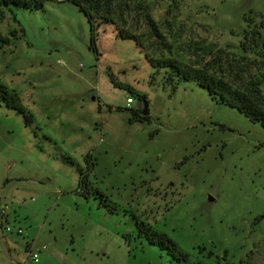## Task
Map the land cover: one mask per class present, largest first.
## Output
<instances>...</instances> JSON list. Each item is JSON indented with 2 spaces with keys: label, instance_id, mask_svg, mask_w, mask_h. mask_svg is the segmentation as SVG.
<instances>
[{
  "label": "rangeland",
  "instance_id": "374dc122",
  "mask_svg": "<svg viewBox=\"0 0 264 264\" xmlns=\"http://www.w3.org/2000/svg\"><path fill=\"white\" fill-rule=\"evenodd\" d=\"M143 1L155 28L147 14L127 25L144 50L112 26L93 50L88 19L70 3L17 9L0 24L11 39L0 81L35 116L27 127L0 100V264H178L140 238L142 222L191 262L264 264V128L195 82L172 91L147 60L202 67L221 49L240 59L246 18L264 19V0ZM140 97L150 121L130 123ZM87 155L114 211L81 194Z\"/></svg>",
  "mask_w": 264,
  "mask_h": 264
},
{
  "label": "trees",
  "instance_id": "16d2710c",
  "mask_svg": "<svg viewBox=\"0 0 264 264\" xmlns=\"http://www.w3.org/2000/svg\"><path fill=\"white\" fill-rule=\"evenodd\" d=\"M48 3L74 5L88 19L91 30L92 49L96 50V41L99 37V30L104 26H112L118 37L124 41H134L140 49L144 50L143 36L132 31L127 24L131 19L129 16L136 13L137 17L146 15L148 26L153 27L154 23L150 19V6L143 0H0V24L6 19L8 12L13 14L17 9H24L30 12L44 10ZM248 27L244 30V38L240 44L243 51L241 58L234 57L235 53H227L224 50L218 51V56L202 67L192 66L189 63L175 60L172 57H147L156 73L153 76L161 75L164 86H169L172 91L177 90L183 83L195 82L220 104L236 109L254 124H259L264 128V19L255 21L254 18H246ZM13 35V34H12ZM0 30V51L6 46H10L11 39ZM251 55L257 59L251 60ZM227 63L228 68L225 66ZM257 65L259 73L254 76L250 73L252 67ZM154 80V79H153ZM131 94L136 91L133 87H126ZM148 105L147 99L142 98ZM133 99V98H132ZM0 100L10 111L22 115L27 127H32L35 123L34 114L24 106L22 99L15 90L8 88V85L0 81ZM134 100V99H133ZM131 111L130 123H144L150 121V116H145L143 110L127 109ZM142 114L144 116H142ZM71 158V157H70ZM69 163L75 165L72 159L66 158ZM92 157L86 156L88 163L87 170L80 168L81 194L87 198L92 196L100 200V206L107 208L106 203L111 204L109 211H114L118 206L98 188L90 182V170H94L95 165H91ZM264 218V217H263ZM140 238H145L148 243L158 246L162 250H167L168 255L178 264H205L204 262L190 261L189 257L182 251L178 244L164 232H159L152 226L138 223ZM213 254L210 253L208 257Z\"/></svg>",
  "mask_w": 264,
  "mask_h": 264
},
{
  "label": "built area",
  "instance_id": "2783aa9c",
  "mask_svg": "<svg viewBox=\"0 0 264 264\" xmlns=\"http://www.w3.org/2000/svg\"><path fill=\"white\" fill-rule=\"evenodd\" d=\"M133 104H134V100L130 97V98L128 99V105H127V107H128V108H131V105H133ZM7 231H8V232H11V231H12V228H11V227H8V228H7ZM18 233L22 235V234H24V231H23L21 228H19ZM38 253H39V252H38ZM38 253L35 252V253H33V254L31 255L32 259H33L34 262H36V263L39 262V254H38Z\"/></svg>",
  "mask_w": 264,
  "mask_h": 264
},
{
  "label": "water",
  "instance_id": "95a60500",
  "mask_svg": "<svg viewBox=\"0 0 264 264\" xmlns=\"http://www.w3.org/2000/svg\"><path fill=\"white\" fill-rule=\"evenodd\" d=\"M147 106H148V105L144 106V110H143V114H144L145 116L149 115V111H148V109H147Z\"/></svg>",
  "mask_w": 264,
  "mask_h": 264
},
{
  "label": "flooded vegetation",
  "instance_id": "af4514ba",
  "mask_svg": "<svg viewBox=\"0 0 264 264\" xmlns=\"http://www.w3.org/2000/svg\"><path fill=\"white\" fill-rule=\"evenodd\" d=\"M142 116H144V115L142 114Z\"/></svg>",
  "mask_w": 264,
  "mask_h": 264
}]
</instances>
